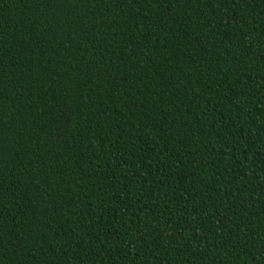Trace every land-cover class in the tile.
<instances>
[{"label":"trees","instance_id":"trees-1","mask_svg":"<svg viewBox=\"0 0 264 264\" xmlns=\"http://www.w3.org/2000/svg\"><path fill=\"white\" fill-rule=\"evenodd\" d=\"M0 264H264V0H0Z\"/></svg>","mask_w":264,"mask_h":264}]
</instances>
